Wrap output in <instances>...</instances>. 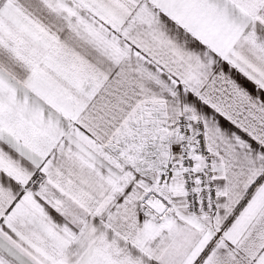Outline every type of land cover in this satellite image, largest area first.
<instances>
[{
	"label": "snow or ice",
	"instance_id": "obj_1",
	"mask_svg": "<svg viewBox=\"0 0 264 264\" xmlns=\"http://www.w3.org/2000/svg\"><path fill=\"white\" fill-rule=\"evenodd\" d=\"M0 264H264V0H0Z\"/></svg>",
	"mask_w": 264,
	"mask_h": 264
}]
</instances>
